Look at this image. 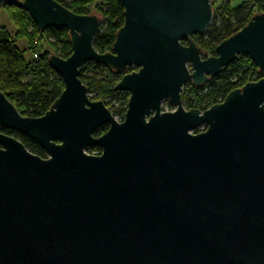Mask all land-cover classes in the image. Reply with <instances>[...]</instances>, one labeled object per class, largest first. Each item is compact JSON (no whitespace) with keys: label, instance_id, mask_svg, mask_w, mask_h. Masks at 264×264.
<instances>
[{"label":"water","instance_id":"1","mask_svg":"<svg viewBox=\"0 0 264 264\" xmlns=\"http://www.w3.org/2000/svg\"><path fill=\"white\" fill-rule=\"evenodd\" d=\"M118 3L124 25L100 54L99 16L0 0L42 32L66 29L73 50L49 58L65 89L41 118L23 117L0 91V264H264V79L204 112L182 100L186 84H208L239 56L264 72V13L204 58L193 37L214 22L210 0ZM90 62L138 69L116 86L130 95L122 122L90 99L80 80Z\"/></svg>","mask_w":264,"mask_h":264},{"label":"trees","instance_id":"2","mask_svg":"<svg viewBox=\"0 0 264 264\" xmlns=\"http://www.w3.org/2000/svg\"><path fill=\"white\" fill-rule=\"evenodd\" d=\"M76 15H97L102 19L100 32L93 42L94 49L100 54L110 53L116 35L124 25V9L118 0H55ZM5 10L15 27V38L25 39L33 57L26 62L23 53L17 48L14 38L7 29L0 27V91L14 104L23 117L41 118L60 97L65 89L62 78L49 66L52 55L64 60L72 53L69 32L66 29L40 31L27 12L17 5H7ZM255 9L264 10V0H246V3L227 15L219 26L214 16L212 26L207 30V40L199 47L206 58L216 56V48L225 40L242 30L255 16ZM264 11L258 13L263 14ZM48 45L44 48L43 45ZM183 45L187 43L183 42ZM35 55L38 56L35 59ZM136 68H128L115 73L106 66L90 62L80 69V80L88 88L89 95L95 101H103L112 115L120 122L125 118L130 95L116 90L121 79ZM264 79V72L247 56H239L219 76L200 88L192 83L185 85L182 91L183 105L186 110H208L223 103L234 90L246 84ZM90 97V99L92 98ZM108 126L98 129L95 137H100ZM2 133L19 140L32 154L46 158L45 151L34 141L16 132L5 129ZM198 130L196 133H199ZM91 155H100L101 149L90 148Z\"/></svg>","mask_w":264,"mask_h":264},{"label":"rangeland","instance_id":"3","mask_svg":"<svg viewBox=\"0 0 264 264\" xmlns=\"http://www.w3.org/2000/svg\"><path fill=\"white\" fill-rule=\"evenodd\" d=\"M210 2H211V5L214 9V16L216 15V17H217L216 26H219L222 23V20L227 18V15L231 12L230 10H235V9L239 8L240 6H242L243 4L246 3V0H210ZM262 11H264V10H262ZM262 11H260V9H255L254 13L258 14ZM0 27L7 29V31L10 33V35L14 38V41L16 42L17 48L23 53L25 61L29 62L32 59L33 54L28 49V42L25 39H16L15 38V27L10 22L5 10L2 8H0ZM193 40L196 43H198L199 45H202L203 40H207V36H206V34L202 37L194 36ZM43 46L46 49L48 48L47 44L43 45ZM204 58H206L205 55H204ZM90 97H92V96H90ZM92 99H94V98L92 97L91 100ZM92 101H95V100H92ZM162 110H163V112L174 111V109L171 107V105L169 104L168 101L163 102ZM203 130L204 129H201L199 131L202 132Z\"/></svg>","mask_w":264,"mask_h":264},{"label":"built area","instance_id":"4","mask_svg":"<svg viewBox=\"0 0 264 264\" xmlns=\"http://www.w3.org/2000/svg\"><path fill=\"white\" fill-rule=\"evenodd\" d=\"M38 58V56L37 55H35V59H37Z\"/></svg>","mask_w":264,"mask_h":264},{"label":"flooded vegetation","instance_id":"5","mask_svg":"<svg viewBox=\"0 0 264 264\" xmlns=\"http://www.w3.org/2000/svg\"><path fill=\"white\" fill-rule=\"evenodd\" d=\"M198 45V43H196ZM199 46V45H198Z\"/></svg>","mask_w":264,"mask_h":264}]
</instances>
